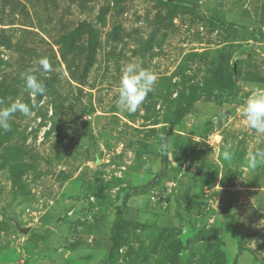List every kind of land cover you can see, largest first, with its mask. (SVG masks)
Here are the masks:
<instances>
[{"label":"rangeland","instance_id":"1","mask_svg":"<svg viewBox=\"0 0 264 264\" xmlns=\"http://www.w3.org/2000/svg\"><path fill=\"white\" fill-rule=\"evenodd\" d=\"M129 61L157 76L134 113ZM29 68L46 92L0 130V264H264V135L236 111L264 88V0H0V106L33 103Z\"/></svg>","mask_w":264,"mask_h":264},{"label":"clouds","instance_id":"2","mask_svg":"<svg viewBox=\"0 0 264 264\" xmlns=\"http://www.w3.org/2000/svg\"><path fill=\"white\" fill-rule=\"evenodd\" d=\"M38 70L41 73L52 71V64L47 56L38 58ZM20 79L24 83V89L33 98V103L29 105L21 99H15L6 106H0V130L11 131V118L16 113L31 118L34 115V98L44 95L46 92L43 82L29 68L20 73ZM157 76L148 68L142 66V62L129 61L125 63L120 71L117 107L121 111L134 113L143 104L149 92L154 90ZM0 101V105H3ZM243 117L248 128L254 130L259 135H264V88L253 87L249 95L244 99L243 104L236 109ZM230 148V146H228ZM225 158H230V152L225 150ZM258 158L264 159V150L249 152L247 159L252 167H255Z\"/></svg>","mask_w":264,"mask_h":264},{"label":"trees","instance_id":"3","mask_svg":"<svg viewBox=\"0 0 264 264\" xmlns=\"http://www.w3.org/2000/svg\"><path fill=\"white\" fill-rule=\"evenodd\" d=\"M236 72L238 73V66L236 67Z\"/></svg>","mask_w":264,"mask_h":264}]
</instances>
